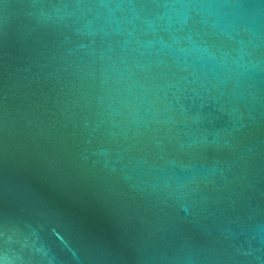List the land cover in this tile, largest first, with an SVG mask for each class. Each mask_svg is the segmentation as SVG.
Returning a JSON list of instances; mask_svg holds the SVG:
<instances>
[{
  "label": "water",
  "instance_id": "95a60500",
  "mask_svg": "<svg viewBox=\"0 0 264 264\" xmlns=\"http://www.w3.org/2000/svg\"><path fill=\"white\" fill-rule=\"evenodd\" d=\"M0 264H264V0H0Z\"/></svg>",
  "mask_w": 264,
  "mask_h": 264
}]
</instances>
